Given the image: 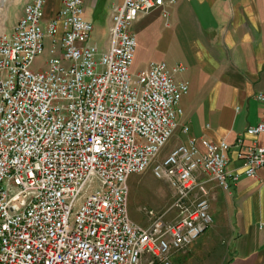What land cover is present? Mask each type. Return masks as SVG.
<instances>
[{"label": "built area", "instance_id": "1", "mask_svg": "<svg viewBox=\"0 0 264 264\" xmlns=\"http://www.w3.org/2000/svg\"><path fill=\"white\" fill-rule=\"evenodd\" d=\"M45 1L28 0L0 34V264H139L144 255L148 264H177L172 255L213 222L208 201L191 197L199 174L225 190L237 176L227 171L228 144L189 138L152 169L173 189V204L145 211V226L129 217L128 180L168 144L188 91L165 62L130 73L132 24L162 0L115 6L106 48L91 42L86 0H61L49 20ZM255 99L262 115L246 133L264 137V92ZM243 159L246 177L264 172V144Z\"/></svg>", "mask_w": 264, "mask_h": 264}, {"label": "crops", "instance_id": "2", "mask_svg": "<svg viewBox=\"0 0 264 264\" xmlns=\"http://www.w3.org/2000/svg\"><path fill=\"white\" fill-rule=\"evenodd\" d=\"M60 1H45V20L55 15ZM27 2L0 0V34L12 31ZM123 2L85 1L92 43L104 36L101 48L108 46L112 10ZM131 31L137 43L132 68L142 71L151 62H165L173 78L188 86L168 144L175 148L189 138L198 145L203 140L225 142L227 171L237 176L225 190L199 174L213 222L194 243L173 254L172 261L179 264L183 254L185 264H264V172L243 174L244 151L264 144L263 135L246 133L262 115L255 96L264 92V0H162ZM183 126L187 134L181 132ZM167 152L164 147L162 155Z\"/></svg>", "mask_w": 264, "mask_h": 264}, {"label": "rangeland", "instance_id": "3", "mask_svg": "<svg viewBox=\"0 0 264 264\" xmlns=\"http://www.w3.org/2000/svg\"><path fill=\"white\" fill-rule=\"evenodd\" d=\"M105 44V37L102 36V40L97 43V45L101 48ZM46 49L44 50V53L38 56L34 62L33 69L38 70L42 69L44 67V62L46 61ZM137 69L131 68L130 73L132 75H135L137 73ZM170 142V141H169ZM166 151H168L164 156L162 155V152L164 151V148L158 155V157L151 162L149 167L142 172L141 174L132 175L128 180V189H129V195L127 200V208H128V214L130 219L135 222L136 224L140 226H145L148 223V219L145 216V211L152 210L154 213L159 214L161 212H164L169 208L174 200H175V193L173 189L170 187V185L164 181L156 179L153 176L152 169L155 166L156 163H158L162 158H164L171 149H173V144L169 143L165 146ZM205 179L206 176H201V179ZM207 179H209L207 177ZM202 181V180H201ZM204 191L205 194H202V191ZM191 197L195 200L196 197L205 198L209 203L208 198V192L204 188V185L199 181H197V186L194 189L193 195ZM192 199V201H193ZM176 214V210H172L168 213L166 216V219H172ZM186 255H181V257L178 259L179 264H185V258ZM151 262V259L144 255L141 258V261L139 264H148ZM158 264V263H153Z\"/></svg>", "mask_w": 264, "mask_h": 264}]
</instances>
